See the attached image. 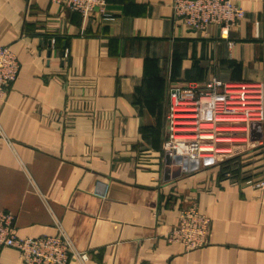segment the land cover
<instances>
[{"label":"crops","instance_id":"1","mask_svg":"<svg viewBox=\"0 0 264 264\" xmlns=\"http://www.w3.org/2000/svg\"><path fill=\"white\" fill-rule=\"evenodd\" d=\"M231 1L244 17L224 38L187 27L172 0H106L86 19L51 0H0V45L19 63L0 100V210L18 236L62 230L84 264H264V186L165 148L169 91L216 81L218 93L244 86L259 113L213 127H244L264 148V0ZM191 204L210 229L185 249L168 233ZM0 264L22 263L5 246Z\"/></svg>","mask_w":264,"mask_h":264},{"label":"built area","instance_id":"2","mask_svg":"<svg viewBox=\"0 0 264 264\" xmlns=\"http://www.w3.org/2000/svg\"><path fill=\"white\" fill-rule=\"evenodd\" d=\"M51 1L60 7L77 11L83 18H89L96 12L103 13L106 2V0ZM171 7L173 15L187 27L203 30L207 25H215L220 36L224 38L229 27L244 16V10L231 0H172ZM18 71L19 63L14 52L8 46L0 45V100L15 80ZM216 87L215 82L214 85H207L200 91L193 86H186L169 92L171 103L168 118L171 130L165 148L172 151L178 160L194 165L215 164L217 157L213 152V146L200 145L201 138L207 136L201 134V130L210 125L207 129L211 131L213 125L219 122L218 118L236 115V108L230 103L232 100L236 99L243 105L248 104L249 98L244 86L240 91L233 93L227 91L218 93ZM187 122H192L191 131L185 128L184 123ZM177 124L183 128H175ZM190 132L193 133L192 136L188 134ZM210 133L208 137H212L216 132L213 130ZM255 185L264 186L263 179ZM209 229L208 217L201 214L195 204H191L179 211L177 224L170 229L168 240L181 243L185 249H191L207 241ZM5 246L17 250L22 264H70L72 260H79L84 264L88 259L86 252L73 248L70 239L62 230L55 234L18 236L14 229L12 213L0 210V248Z\"/></svg>","mask_w":264,"mask_h":264},{"label":"rangeland","instance_id":"3","mask_svg":"<svg viewBox=\"0 0 264 264\" xmlns=\"http://www.w3.org/2000/svg\"><path fill=\"white\" fill-rule=\"evenodd\" d=\"M102 12L104 11L102 10ZM216 83H217V87L221 86V83H219V81H216ZM201 89L202 88L198 89V91H200ZM245 90L247 91L246 95L249 98L248 104L246 103L243 105L241 102H239L236 99L232 100V102L230 103L233 104L234 108H238V109H235L237 112L236 114L237 116L235 117L243 116L244 119L240 121L246 122L247 120H249L250 122L252 120H255L256 117H258L259 111H258V105H255L256 101H254V96L251 94V92L248 89H245ZM233 92H234V88L227 89V93H233ZM169 108H170V105H169ZM168 123L170 124L169 120H168ZM184 124L186 126L185 128H187L188 131H191L192 122H187ZM178 125L180 124H177L175 128H183L181 125L180 126ZM233 125L234 124H225L222 126L212 127L210 130L211 131L214 130L215 132L237 130V133L230 134V135H226L222 133H215L213 134L212 137L205 136L201 138L200 145L202 147L213 146L214 148L213 152H215L216 157H217L216 163L221 165V167L224 169L225 175L231 178H235L237 180L247 179L245 180L246 182L248 183L253 182L255 184L256 182L260 180V178H252V177L254 176L256 177L255 173L256 171H258L257 170L258 166L260 167V160L261 162H264V148L259 149L258 144L256 142L242 135V132L241 133L239 132V130H244L245 129L244 127H241V126L234 127ZM209 126L210 125H206L204 129L201 130V134L209 135V133L211 132L207 129V128H210ZM169 129L171 130L170 126H169ZM188 134L191 136L193 135L192 132ZM191 136H188V137L192 138ZM180 147L181 149H183V146H180ZM183 150H185V148Z\"/></svg>","mask_w":264,"mask_h":264},{"label":"bare ground","instance_id":"4","mask_svg":"<svg viewBox=\"0 0 264 264\" xmlns=\"http://www.w3.org/2000/svg\"><path fill=\"white\" fill-rule=\"evenodd\" d=\"M236 109H238V108H236ZM235 116H237V115H231V116H227V117H221V118H218L217 120H219V121H240V120H234V119H227L228 117H235ZM207 136H210V135H207Z\"/></svg>","mask_w":264,"mask_h":264}]
</instances>
